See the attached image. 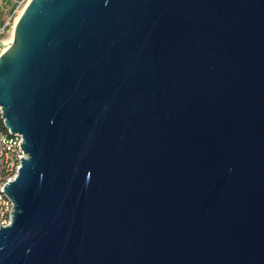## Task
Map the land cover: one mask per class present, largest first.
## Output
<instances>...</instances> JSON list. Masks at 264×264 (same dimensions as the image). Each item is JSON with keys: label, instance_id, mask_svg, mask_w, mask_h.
I'll list each match as a JSON object with an SVG mask.
<instances>
[{"label": "water", "instance_id": "water-1", "mask_svg": "<svg viewBox=\"0 0 264 264\" xmlns=\"http://www.w3.org/2000/svg\"><path fill=\"white\" fill-rule=\"evenodd\" d=\"M0 107V264H264V0H28Z\"/></svg>", "mask_w": 264, "mask_h": 264}, {"label": "built area", "instance_id": "built-area-1", "mask_svg": "<svg viewBox=\"0 0 264 264\" xmlns=\"http://www.w3.org/2000/svg\"><path fill=\"white\" fill-rule=\"evenodd\" d=\"M28 0H1L7 4V11L0 21V42L6 44L7 35L12 31L17 20ZM0 45V54L4 51ZM0 107V225L10 223L13 213V202L4 192V185L11 181L21 165V160L26 156L22 149V136L19 133H12L4 124ZM22 157V159H21Z\"/></svg>", "mask_w": 264, "mask_h": 264}, {"label": "rangeland", "instance_id": "rangeland-1", "mask_svg": "<svg viewBox=\"0 0 264 264\" xmlns=\"http://www.w3.org/2000/svg\"><path fill=\"white\" fill-rule=\"evenodd\" d=\"M5 14H9V12L7 11V4H2L1 3V0H0V21L2 20L3 16H5ZM11 33V30L10 32L8 33L7 37L6 38H9L8 36L10 35Z\"/></svg>", "mask_w": 264, "mask_h": 264}, {"label": "bare ground", "instance_id": "bare-ground-1", "mask_svg": "<svg viewBox=\"0 0 264 264\" xmlns=\"http://www.w3.org/2000/svg\"><path fill=\"white\" fill-rule=\"evenodd\" d=\"M18 15H19V14H18ZM17 18H18V17H17ZM12 35H13V29H12L10 35L8 36L9 38H7V40H6V44H5L4 48H6V45H8V43H10V41H11V39H12Z\"/></svg>", "mask_w": 264, "mask_h": 264}]
</instances>
